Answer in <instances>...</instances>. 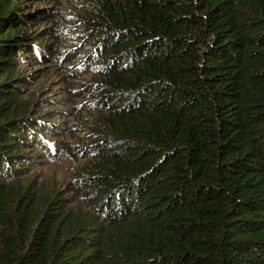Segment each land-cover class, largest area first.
Wrapping results in <instances>:
<instances>
[{
	"label": "trees",
	"instance_id": "trees-1",
	"mask_svg": "<svg viewBox=\"0 0 264 264\" xmlns=\"http://www.w3.org/2000/svg\"><path fill=\"white\" fill-rule=\"evenodd\" d=\"M0 264H264V0H0Z\"/></svg>",
	"mask_w": 264,
	"mask_h": 264
}]
</instances>
